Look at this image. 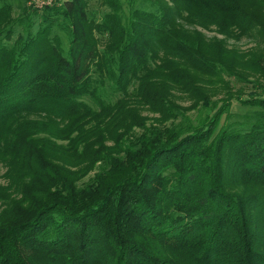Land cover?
<instances>
[{
  "label": "trees",
  "instance_id": "16d2710c",
  "mask_svg": "<svg viewBox=\"0 0 264 264\" xmlns=\"http://www.w3.org/2000/svg\"><path fill=\"white\" fill-rule=\"evenodd\" d=\"M56 2L0 0V264H264V98L228 81L264 90V0Z\"/></svg>",
  "mask_w": 264,
  "mask_h": 264
},
{
  "label": "rangeland",
  "instance_id": "374dc122",
  "mask_svg": "<svg viewBox=\"0 0 264 264\" xmlns=\"http://www.w3.org/2000/svg\"><path fill=\"white\" fill-rule=\"evenodd\" d=\"M10 2L13 4V8H14V15H21L25 10L26 11H31L32 10H37L39 12L43 11L45 8H47V6H43V7H36L35 3H27L25 0H10ZM56 0L52 1L50 5H48V7H53L54 5H56ZM92 10L91 11H95L98 16H103L105 15V13L108 12V9H106L105 7H102L98 2H93L92 6H91ZM124 9L126 10L127 14L129 13V7L128 5L125 3L124 5ZM35 21V26H34V30H36L38 28V23H39V19L37 16H35L34 18ZM21 32V30H17L15 32V36L14 39L17 38L18 34ZM209 37L215 36V33L212 32H207L206 33ZM221 38V37H220ZM229 46L234 47L235 49H238L240 51H248L250 49H253L256 46V42H254L253 40L249 39V38H245L242 39L241 41H229ZM250 80H255V78L251 77ZM228 81L230 82V88H231V92L233 93V95L235 94L236 98H242L244 100H249V98H251V96H255L257 98H264V90L262 89H256L253 88L250 84H243L238 82L237 80H235L234 78H228ZM260 84L264 86V79H260ZM260 85V86H261ZM218 93L216 96L213 97L214 101H218L222 96L223 93H221V91H218ZM182 101V100H179ZM183 104L185 105H189L190 103L188 102H184ZM231 112L237 116H241L244 114H248L249 112V108L246 105H243L239 102H237L236 100H234L232 102V106H231ZM194 113V112H193ZM196 114V113H195ZM225 119V117H224ZM5 172V169L3 167L0 166V185L5 183V180L3 178V174Z\"/></svg>",
  "mask_w": 264,
  "mask_h": 264
},
{
  "label": "built area",
  "instance_id": "2783aa9c",
  "mask_svg": "<svg viewBox=\"0 0 264 264\" xmlns=\"http://www.w3.org/2000/svg\"><path fill=\"white\" fill-rule=\"evenodd\" d=\"M52 1L54 0H32V2L35 3L36 7L48 6Z\"/></svg>",
  "mask_w": 264,
  "mask_h": 264
}]
</instances>
